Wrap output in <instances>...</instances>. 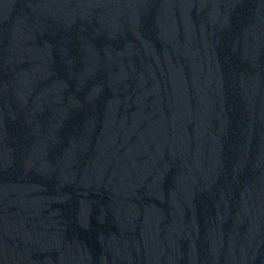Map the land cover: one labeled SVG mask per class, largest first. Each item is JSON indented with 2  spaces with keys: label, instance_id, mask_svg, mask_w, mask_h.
<instances>
[{
  "label": "water",
  "instance_id": "obj_1",
  "mask_svg": "<svg viewBox=\"0 0 264 264\" xmlns=\"http://www.w3.org/2000/svg\"><path fill=\"white\" fill-rule=\"evenodd\" d=\"M0 264H264V0H0Z\"/></svg>",
  "mask_w": 264,
  "mask_h": 264
}]
</instances>
